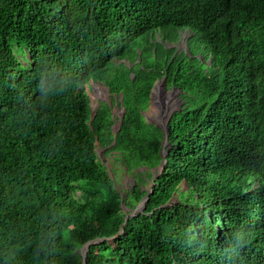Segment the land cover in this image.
Returning <instances> with one entry per match:
<instances>
[{
    "label": "trees",
    "instance_id": "obj_1",
    "mask_svg": "<svg viewBox=\"0 0 264 264\" xmlns=\"http://www.w3.org/2000/svg\"><path fill=\"white\" fill-rule=\"evenodd\" d=\"M186 30L190 54L174 56L164 44ZM52 61L77 86L36 108V70ZM164 78L183 99L167 155L145 117ZM92 81L113 100L93 119ZM98 144L130 172L166 160L127 221L124 208L149 193L144 175L123 200ZM53 214L64 239L91 243L86 264H224L215 247L178 246L172 230L185 222L217 244L249 225L246 254L264 264V0H0V237L30 236Z\"/></svg>",
    "mask_w": 264,
    "mask_h": 264
},
{
    "label": "clouds",
    "instance_id": "obj_2",
    "mask_svg": "<svg viewBox=\"0 0 264 264\" xmlns=\"http://www.w3.org/2000/svg\"><path fill=\"white\" fill-rule=\"evenodd\" d=\"M157 41L162 40L158 38ZM35 81L36 108L50 106L77 86L72 73L55 61L37 68ZM172 231L175 242L190 256H199L215 247L224 264H254L246 250L252 244L255 232L247 224H241L228 233L222 244H217L212 234L194 229L186 222L175 225ZM84 246L85 242L75 236L67 240L63 238L62 227L53 214L51 220L41 223L30 236L21 238L17 233L0 237V264H82L83 258L78 253Z\"/></svg>",
    "mask_w": 264,
    "mask_h": 264
},
{
    "label": "rangeland",
    "instance_id": "obj_3",
    "mask_svg": "<svg viewBox=\"0 0 264 264\" xmlns=\"http://www.w3.org/2000/svg\"><path fill=\"white\" fill-rule=\"evenodd\" d=\"M192 34L190 31H183L180 33V36L171 42L164 44L166 50H175L174 56L186 52L190 54L189 39ZM158 38L161 39V35H158ZM157 38V40H158ZM196 45L194 40H191V46ZM199 55L197 56L201 60L205 57V51L198 50ZM28 56V55H27ZM90 99L93 108H98L102 103L108 102L112 105V97L107 89V87L100 82H91L89 89ZM183 105V99L181 98V93L179 89L173 88L169 89L164 83L159 80L155 89L154 101L151 102V107L148 111L145 112L146 120L151 123V121L157 122L162 126L166 125V121L170 117L171 113H174L177 110H180ZM113 114L115 118L114 128H118V123L120 117L122 116V109L119 105H114ZM97 154L99 159L106 165L109 173L115 179L116 188L119 190L121 195L125 197L127 191L130 188H133L137 183V178L141 175H144V180L146 182L145 188L149 190L152 187L151 180L154 176L156 169L148 170L144 168H138L133 172L125 170L122 168L121 162L115 163V158L112 154L109 156L105 155V148H102L100 145H97ZM166 154V152H164ZM116 164V165H115ZM150 172L153 173V176L150 180ZM116 173V174H115ZM179 195L174 197L173 202L177 203L179 201ZM131 209L130 211H132Z\"/></svg>",
    "mask_w": 264,
    "mask_h": 264
},
{
    "label": "water",
    "instance_id": "obj_4",
    "mask_svg": "<svg viewBox=\"0 0 264 264\" xmlns=\"http://www.w3.org/2000/svg\"><path fill=\"white\" fill-rule=\"evenodd\" d=\"M161 81L164 83L165 88H166V78L161 79ZM157 83H158V82H156V84H155V86H154V88H153V91H152V93H151V102L154 101L155 89H156ZM108 91H109V88H108ZM109 92H110V91H109ZM91 108H92V119H93V118L96 116V114H97V108H93V107H92V103H91ZM122 108H123V107H121V109H122ZM113 113H114V112H113ZM172 115H173V113L170 114V117H169L168 120L166 121V125H164V126H162V127H161V125L158 124L157 122L151 121V123H150V124H154L155 126H157L158 128H160V129L164 132V134H165V138H164V141H163V150H162V153H163V154H164V152H166V154H164V155H167V153H168V151L166 150V146L168 145V131H169V127H168V125H169V123H170V120H171ZM145 117H146V115H145ZM123 119H124V112H123L122 116L120 117L119 123H118V125H117L118 128L115 129L114 126H113L114 133H115V140H114V143L116 142V135H117V132L121 129V124H122ZM146 119H147V118H146ZM148 123H149V122H148ZM98 145H99V144H98ZM165 164H166V160H164L163 163L161 164V166H159V167L155 170V172H154V176H153V178H152V180H151L152 186H154L156 178H157V177L163 172ZM113 179H114V178H113ZM114 181H115V179H114ZM115 185H116V182H115ZM118 192H119V190H118ZM151 193H152V190H151V188H150L147 197L143 199V201L138 205V207H137L136 209H133L132 211H130L131 209H128V208H126V207L124 208L125 210L131 212V214H130L129 216L126 217V221H127L130 217H133V216H135V215H138V214H140V213L144 210V208H145V206H146V203H147V201H148L149 198H150V194H151ZM122 197H123V196H122ZM123 200H124V197H123ZM90 244H91V243H90ZM90 244H88V245L83 249V251H82L83 263H84V264H86L87 250H88V247H89Z\"/></svg>",
    "mask_w": 264,
    "mask_h": 264
}]
</instances>
